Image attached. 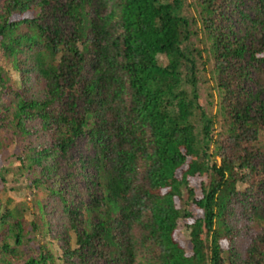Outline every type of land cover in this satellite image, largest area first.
I'll return each instance as SVG.
<instances>
[{"label": "trees", "instance_id": "16d2710c", "mask_svg": "<svg viewBox=\"0 0 264 264\" xmlns=\"http://www.w3.org/2000/svg\"><path fill=\"white\" fill-rule=\"evenodd\" d=\"M0 264H264V0H0Z\"/></svg>", "mask_w": 264, "mask_h": 264}, {"label": "rangeland", "instance_id": "374dc122", "mask_svg": "<svg viewBox=\"0 0 264 264\" xmlns=\"http://www.w3.org/2000/svg\"><path fill=\"white\" fill-rule=\"evenodd\" d=\"M14 77H15V79H18V76L14 75ZM26 196H27L26 193L23 192L22 190H20V191L16 190L15 192H11L10 194L3 195V200L6 202L12 198L14 200V203H13V207H14V205H16L18 203L26 202L27 201ZM185 225H186L185 221L180 222V228L182 230L181 237L186 241L187 246H188V250H192V245H191V241H190V233L186 229Z\"/></svg>", "mask_w": 264, "mask_h": 264}]
</instances>
